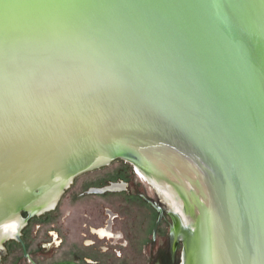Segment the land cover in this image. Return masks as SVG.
<instances>
[{
	"label": "water",
	"instance_id": "water-1",
	"mask_svg": "<svg viewBox=\"0 0 264 264\" xmlns=\"http://www.w3.org/2000/svg\"><path fill=\"white\" fill-rule=\"evenodd\" d=\"M40 62L57 75L37 88ZM5 95L0 238L68 175L125 159L187 214L188 264H264V0H0Z\"/></svg>",
	"mask_w": 264,
	"mask_h": 264
},
{
	"label": "flooded vegetation",
	"instance_id": "flooded-vegetation-1",
	"mask_svg": "<svg viewBox=\"0 0 264 264\" xmlns=\"http://www.w3.org/2000/svg\"><path fill=\"white\" fill-rule=\"evenodd\" d=\"M116 160L118 159L111 161L109 164ZM121 160L129 165L128 167L131 168L134 174L153 186L142 171L140 173L136 171L133 162L125 159ZM98 168H101V166L94 169ZM115 173H110V179L107 182L100 186H89L85 192L96 195L124 192L127 194L124 209L122 203L118 205L115 200H110L107 204L105 202L103 205H82L73 218L65 223V235L57 234L58 237L62 235L66 239L65 236L68 238V236H71V232H73L72 234L75 233L77 248L73 250V254H75L73 257H66L54 262H44L45 256L56 242L53 240L52 229L46 230V239L37 242V230L38 227H42V224H36L35 226L33 224L38 219L43 220L44 223L54 220L55 217H48L47 219L44 217L42 219L40 216L55 210L59 206L62 196L67 188L71 187L78 175L62 192L56 205L53 204L54 206L49 207L50 210L32 215L30 208L25 207L21 210L16 208L20 216L14 220L16 224L11 225V232L13 230L14 232L9 236H4L0 243V260L4 256L6 243L10 241L12 244L11 249L20 251L23 258L31 264H55L64 261H73L77 264H188L191 254L190 248L188 249L186 244L188 242L187 235H190V231L187 232L181 216L175 213V211H178L177 208L175 206L168 207L167 203L161 198L159 191L153 186L155 193L158 195L157 199L150 198L143 193L138 195L151 208L149 219H143L140 223L136 221L133 224V219L126 214L128 212L126 206L133 201L132 198L137 193L135 194L131 188L129 175L114 178L113 174ZM122 183H124V186H122ZM112 184H117V187L113 190L104 193L90 192L91 188L105 187ZM68 215L72 216V211L68 212ZM32 226L34 229L31 234ZM54 226L52 225V227ZM63 238L61 242H63ZM149 243L151 247H149ZM8 247L10 249V246ZM37 255L43 256L39 258ZM117 257L121 261L117 262Z\"/></svg>",
	"mask_w": 264,
	"mask_h": 264
},
{
	"label": "rangeland",
	"instance_id": "rangeland-1",
	"mask_svg": "<svg viewBox=\"0 0 264 264\" xmlns=\"http://www.w3.org/2000/svg\"><path fill=\"white\" fill-rule=\"evenodd\" d=\"M129 165L118 159L111 164H107L101 166L98 169H92L89 171H85L82 174L78 175L71 185V187L67 188L66 192L62 196L59 206L52 211L46 212L40 216V218L46 219L49 217H55L54 220L44 223L43 220L38 219L33 226L36 224H42V227L37 230V242L40 240L46 239V230L52 229L53 240L56 244H53L52 249H50L47 256H45L44 262H54L57 260H62L66 257H73V250L77 248V237L73 232H71V236L66 239L63 238V234L65 235V223L73 218L79 208L82 205H103L105 202H109L110 200H115L118 205L122 203V207L124 209L125 204L124 201L127 198V194L124 192H118L115 194H87L85 191L89 186H100L101 184L107 182L110 179V173L116 172L114 178L124 177V175H129V182H131V188L137 193L132 199L133 201L129 205L126 206L128 212L126 214L133 219L134 222L138 221L142 222L143 219H149L151 208L146 205L141 200V196H138L139 193L147 194L150 198L157 199L158 195L155 193V189L148 182L143 181L136 174H134ZM112 175V176H113ZM72 211V216L68 215V212ZM124 211V210H123ZM52 225H55L52 227ZM30 233L32 234L34 227ZM72 231V230H71ZM58 233L62 235L58 237ZM30 234V235H31ZM62 238L64 239L63 242ZM150 244V243H149ZM57 245V246H55ZM10 246V249H8ZM12 244L10 241L6 243V250L4 252V256L0 260V264H31L28 260L23 258L22 254L18 250L11 249ZM151 247V244L149 245ZM20 252V253H19ZM43 255H37V257H41ZM139 258V257H138ZM117 262L121 261L118 257L116 258ZM142 262V261H141Z\"/></svg>",
	"mask_w": 264,
	"mask_h": 264
},
{
	"label": "snow or ice",
	"instance_id": "snow-or-ice-1",
	"mask_svg": "<svg viewBox=\"0 0 264 264\" xmlns=\"http://www.w3.org/2000/svg\"><path fill=\"white\" fill-rule=\"evenodd\" d=\"M56 75L57 72L54 65L48 62H40L37 67L31 70L30 80L35 87L42 88L47 86L50 77ZM55 95L58 104L65 108L71 106L65 101L62 91H58ZM45 99L46 98H42L40 102L43 103ZM14 116L15 109L13 102L7 95H5L3 99L0 100V155L3 154L6 148V136L9 131V121L14 118Z\"/></svg>",
	"mask_w": 264,
	"mask_h": 264
},
{
	"label": "bare ground",
	"instance_id": "bare-ground-1",
	"mask_svg": "<svg viewBox=\"0 0 264 264\" xmlns=\"http://www.w3.org/2000/svg\"><path fill=\"white\" fill-rule=\"evenodd\" d=\"M105 162H108V160L101 161V162L94 163V164H100V163L103 164ZM94 164L87 165V166H93ZM83 167H85V166H83ZM135 168H136V171H138V173H140V171H142V173H144L149 178L150 182L159 191L161 198L167 203L168 207L169 206H175V208H177L178 211H175V210H173V211H175V213H177L181 216V220H182L185 228H187V232H188V216L185 213V211L182 209V207L175 201V199L169 194V192L162 186V184L150 172H148L145 168H143L137 164L135 165ZM72 177H73L72 174L68 175V177L65 179V181L63 182V184H62V186L58 192H56L51 197L45 199L44 201L36 204L35 206H33L31 208H35L38 211H42L46 208H49L53 204L55 205L57 200L61 196V194L64 190V187H66L69 184ZM145 179H146V177H145ZM13 224H16V223H14V220L6 228L5 232L3 233L2 237L0 238V243L4 239V236L5 237L9 236L14 232V230H13V232H11L12 231L11 225H13Z\"/></svg>",
	"mask_w": 264,
	"mask_h": 264
}]
</instances>
